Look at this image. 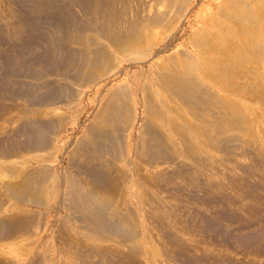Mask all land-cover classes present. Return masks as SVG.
Here are the masks:
<instances>
[{
  "label": "rangeland",
  "instance_id": "1",
  "mask_svg": "<svg viewBox=\"0 0 264 264\" xmlns=\"http://www.w3.org/2000/svg\"><path fill=\"white\" fill-rule=\"evenodd\" d=\"M224 1L192 0L191 10L183 21H172L173 25L158 38L157 45L144 56L143 61L122 58L114 75L80 88L74 84L75 77L68 73L64 61L52 64L50 58L53 53L49 46L53 43L57 50L52 42L54 31L60 34L61 44H65V29L61 25L74 22V18L65 16L66 8L58 0L49 3L0 0V80L14 79L11 84L0 83V152H7L6 157L0 159V164L13 168L23 158L31 159V154L22 153V157H15L12 153L16 151V139L24 131L21 123L25 118L35 120L41 116L45 122L42 127H47L52 121L57 122L68 115L57 142L43 145L48 153L62 149L48 168L50 173L57 171L61 175V178L54 176L53 179L57 190L62 191L64 175L69 173L73 177L84 178L78 173L87 172L103 184L112 183L120 175V188L129 190L125 195L126 205L133 203L141 208L133 214L139 215L140 221L144 222L138 226V235L142 251L146 252L145 255H137L117 241L88 233L83 228L85 220L64 207L63 199L66 197L61 196V192L52 200L45 197L48 200L44 205L24 204L3 195L1 183L12 184L13 181L0 178V264H122L125 260L128 264H264V159L257 160L247 148L242 149L235 137H230L231 133L224 137L222 133L213 132L210 141L203 140L207 153L204 157L208 160L191 161L187 169H172L174 165L168 164L165 157L158 160L144 154L137 159L133 153L127 162L116 163L115 168L107 160L90 165L86 171L69 163L74 142L94 120L100 100L111 89L123 84L129 86L139 103L141 122L136 125V130H131L128 143L129 147L134 145L138 127L145 117L139 102L143 86L153 82L149 71L155 70L158 63L169 61L181 50H192L195 35L206 31L217 36L218 28L210 20L217 16V7H221ZM79 2L74 4L82 14L93 12L99 18V14L108 13L113 18L107 21L119 28L120 24L127 22L142 23L146 15L166 10V3L157 0ZM38 7L42 9V17L38 20L32 17L30 22V9L35 13ZM12 8L17 12L11 16ZM173 12L168 14L174 16ZM169 15L168 20L171 18ZM261 23L264 26V22ZM64 53L73 52L64 49ZM230 53L234 56L233 52ZM248 55L242 56L243 61L241 67L236 68L235 77H230L227 82L207 81V84L224 103L246 114L249 124H252V129L249 128L256 139L260 137L257 141L264 148V99L253 93L254 88L264 89V67L256 63L252 52ZM26 56L30 57L29 61H26ZM70 86L80 88L85 93L83 98L71 105L50 106L54 98L66 99ZM179 111L183 113L184 110L180 107ZM76 119L78 124L73 126ZM109 154L105 156L107 159H111ZM29 165L34 168L37 164L32 161ZM160 169L163 176L156 184L152 177ZM154 196L159 204L154 201ZM163 209H169L170 214L166 215ZM99 213L101 211L95 210L93 216L88 217L99 220V231L109 232L112 225ZM171 232L185 240L182 254ZM70 243L76 246L69 250L67 244ZM125 257L129 259L123 260Z\"/></svg>",
  "mask_w": 264,
  "mask_h": 264
},
{
  "label": "bare ground",
  "instance_id": "2",
  "mask_svg": "<svg viewBox=\"0 0 264 264\" xmlns=\"http://www.w3.org/2000/svg\"><path fill=\"white\" fill-rule=\"evenodd\" d=\"M40 1L49 3L52 0ZM58 1L66 8L65 16L74 18V22L68 21L61 25L65 29V44H61L60 34L56 33V30L52 32L53 41H51L55 43L57 50L50 42L49 48L53 53L50 56L51 63L58 64L64 61V65L69 69L68 73H72L75 77L74 84L80 88L93 84L100 78L114 75L122 58L143 61L144 56L157 45L158 38L173 25L172 21L174 23L183 21L191 10L192 3V0H157L166 3V10H158L152 15H146L142 23L127 22L125 25L120 24L119 28L117 24L107 21L113 18L109 17L108 13L99 14L97 18L93 12L82 14L76 10L74 3H78L79 0ZM82 1L94 3V0ZM172 10L174 16L168 14ZM217 10V16L210 20L218 28L217 36L206 31L195 35L192 39V50H181L174 57H170L169 61L158 63L155 70L149 71L153 82L145 83L143 86L139 102L145 117L138 127V137L134 145L129 147L128 143H130L131 130H136V125L141 122L138 115L139 103L133 97L129 86L123 84L111 89L100 100L94 120L84 130L83 135L74 142L69 158L70 165L83 167L86 171L90 165H98L99 162L107 160L112 168H115L116 163L127 162L129 155L133 153L137 159L144 154L150 155L151 159L160 160V157H165L168 164L174 165L172 169L184 167L187 169L191 161L208 160V157H204L207 153L202 141H210L213 132L222 133L224 137L231 133L230 137H235L242 149L247 148L257 160L264 159V148L257 141L260 137L256 139L255 133L251 131L252 124H249L246 114L224 103L220 95L207 84V81L227 82L230 77H235L236 68L241 67L242 56L251 52L257 60L256 63L264 67V26L261 23L264 22V0H225ZM35 11L34 13L30 9V22L33 20L32 17L38 20L43 15L40 7ZM13 12L16 13L17 10L15 12L12 8L10 15ZM168 15L171 16L169 20ZM7 26L13 28L11 24ZM64 49L73 53H64ZM230 52H233L234 56L230 55ZM29 58L26 56V61H29L27 60ZM12 80L14 79L0 80V83L11 84ZM80 88L70 86L68 97L64 100L59 99L60 97L54 98L50 106L74 104L85 94ZM253 93L257 98L264 99L263 88H254ZM167 101L173 105H169ZM180 107L184 110L183 113L179 111ZM40 117L35 120L24 119L21 123L24 131L15 141L16 151L12 152L15 157L21 156L22 153L31 154V159L23 158L13 168L0 164V178L13 181L12 184L1 183L3 195L24 204L44 205L43 203L48 200L44 199L45 197H51L49 200H52L61 192L60 195L66 197L63 199L64 207L72 214H79L80 218L85 220L86 223L83 225L88 229L83 228L88 233L117 241L119 245L128 247L132 253L145 255L146 252L142 251L139 244L138 235V226L144 222L140 221L139 215L133 214L137 210L141 211V208L133 203L126 205L125 195L129 194V190L120 188L122 183H120V175H117L112 183L103 184L87 172L78 173L84 178H76L69 173L64 175L62 191L57 190V183H54L53 179L54 176L61 175L54 171L51 172L53 174L51 176L48 168L56 160L55 155L62 152V149L57 148L53 153H48L46 151L48 149L43 148V145H53L57 142L69 116H63L57 122L52 121L47 127H42V123L45 122ZM77 124L76 119L73 126ZM42 152L46 154L40 155ZM108 153H111L109 154L111 159L105 157ZM6 154L5 150L0 152V159L5 158ZM32 161L37 164L34 168L29 165ZM162 176L160 169L153 175L152 180L157 184ZM153 199L158 203L155 196ZM95 210L101 211L104 220L112 225L113 228H109V232L103 229L99 231V220L88 217V215L93 216ZM163 211L166 215L170 214L169 209ZM170 235L173 236L175 243L180 245L179 253L182 254L185 240L175 233L171 232ZM72 244H67L69 250L76 246ZM189 261L195 262L191 259ZM122 264L128 262L125 260Z\"/></svg>",
  "mask_w": 264,
  "mask_h": 264
}]
</instances>
